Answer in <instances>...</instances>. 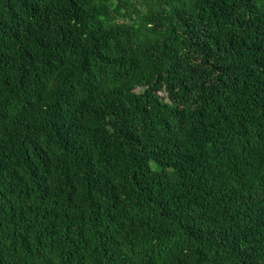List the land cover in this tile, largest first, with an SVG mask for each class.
<instances>
[{
	"label": "trees",
	"instance_id": "1",
	"mask_svg": "<svg viewBox=\"0 0 264 264\" xmlns=\"http://www.w3.org/2000/svg\"><path fill=\"white\" fill-rule=\"evenodd\" d=\"M0 264H264V0H0Z\"/></svg>",
	"mask_w": 264,
	"mask_h": 264
}]
</instances>
